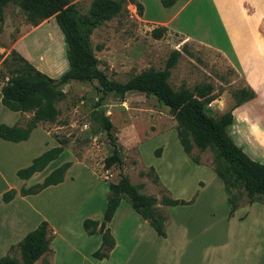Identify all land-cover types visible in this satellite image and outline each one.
I'll list each match as a JSON object with an SVG mask.
<instances>
[{
  "label": "rangeland",
  "instance_id": "rangeland-1",
  "mask_svg": "<svg viewBox=\"0 0 264 264\" xmlns=\"http://www.w3.org/2000/svg\"><path fill=\"white\" fill-rule=\"evenodd\" d=\"M136 1L142 4L144 13H137L134 3L125 0L121 13L90 28L86 34L98 68L107 78L124 82L141 70L161 69L170 51L177 49L180 55L170 70L169 84L176 89L208 82L213 86V99L208 104L210 114L217 116L228 110L233 104L231 91L243 85L217 51L169 29L159 38L150 35L154 26L162 25L158 21L166 20L176 9L179 11L172 25H181L196 36H200L201 22L216 29L207 16L210 15L207 6L203 9L206 15L202 17L195 10L196 0H191L182 11L180 6L185 0H176L170 9L162 7L159 0ZM72 2L79 26L84 30L81 22L87 16L90 0ZM12 48L51 77H58L66 68L65 43L54 18L51 16L32 25L16 5L8 3L0 19V60ZM62 89L64 97L55 104L56 119L40 125L55 141L65 138L64 154L88 168L75 163L71 169L72 181H67L55 194L49 190V194L43 196L44 202H54L55 220L66 221L69 228L63 232V239L57 237L55 259L51 248L55 233L51 229V251L33 264H44V261L49 264H264V204L254 202L260 205L261 211L254 207L256 212L250 213L246 225L232 221L222 183L211 168L212 152L193 148L191 152L200 162L197 164L182 151L175 121L167 106L154 96L137 91H127L123 97L110 93L101 95L94 79L73 80L62 85ZM97 107L104 110L111 122L109 134L91 119V111ZM111 143L120 156V169L116 165L108 169L102 167L103 158L111 151ZM149 167L157 175L158 184L145 174ZM120 171L133 184H139L141 192L157 199V208L164 210L168 217L165 226L168 236L165 240L147 224L129 222L130 218H126L121 209L109 225L115 231L118 246L110 256L103 258L106 260L96 259L90 254L98 247L99 237L83 233L77 221L84 212L98 210L101 190L108 181H116ZM11 183L19 185L13 176ZM91 194L97 201L82 209L80 204ZM165 194L191 201L164 206L159 199ZM105 199L106 194L103 208ZM122 204L128 207L127 203ZM248 204L242 201L239 205ZM100 215L101 212L99 219ZM15 255H18L16 251Z\"/></svg>",
  "mask_w": 264,
  "mask_h": 264
},
{
  "label": "trees",
  "instance_id": "trees-1",
  "mask_svg": "<svg viewBox=\"0 0 264 264\" xmlns=\"http://www.w3.org/2000/svg\"><path fill=\"white\" fill-rule=\"evenodd\" d=\"M72 1L0 0V19L8 3L16 5L32 25L52 16L65 43L67 64L66 69L58 77H51L37 69L15 49L9 50L8 54L0 60V102L10 110L27 111L31 112V115L22 125L0 124V138L14 142L26 139L32 128L56 119L58 110L55 104L64 97L62 85L73 80L88 82L94 79L101 95L110 93L123 97L127 91H137L154 96L158 102L168 107L175 121V133L182 151L197 164L200 162L198 157L192 154L193 148L199 151L209 149L212 152L211 168L221 180L229 216L242 201L247 203L258 201L264 204V161L250 159L240 147L233 143L225 130L231 122V109L251 99L254 92L249 87L232 90V106L221 114L212 116L208 106L213 99L212 84L199 82L193 84L191 88L180 86L176 89L169 84L170 70L180 55L177 49L170 51L161 69L141 70L124 82L107 78L97 66V58L88 45L86 34L90 28L121 13L124 10L125 0H90L87 16L81 22L85 25L84 30H81L79 26L78 15ZM128 1L134 3L137 13L142 12L141 3L136 0ZM175 1L159 0L164 8L172 6ZM167 30L164 25L154 26L150 30V35L153 38H159ZM90 116L102 130L109 134L111 122L103 109L94 108ZM56 141V146L44 150L32 158L27 166L17 169L16 175L26 179L55 159L63 150L66 139L57 138ZM111 145L110 153L102 160V167L108 169L116 165L120 169V156L114 144L111 143ZM70 164L69 161L60 163L40 182L27 187L21 186L18 193L20 195L36 194L49 185L61 182ZM145 174L151 177L153 183H159L152 167H149ZM15 193L13 188L5 190L0 200L8 202ZM121 199H124L133 211L147 222L157 236H165L168 217L164 210L160 211L157 208V199L153 195L141 192L140 185L133 184L129 177L120 171L116 181L107 183L105 207L101 218L84 217L81 221L82 229L87 235L99 234L100 237L98 247L90 254L93 258H107L114 247L115 241L108 223ZM190 201L171 198L166 194L159 199L164 206L186 204ZM51 238L52 231L47 221H39L20 240L8 246L6 253L0 256V264H33L39 257L51 251L49 245ZM43 263L49 264L47 261Z\"/></svg>",
  "mask_w": 264,
  "mask_h": 264
},
{
  "label": "crops",
  "instance_id": "crops-1",
  "mask_svg": "<svg viewBox=\"0 0 264 264\" xmlns=\"http://www.w3.org/2000/svg\"><path fill=\"white\" fill-rule=\"evenodd\" d=\"M196 1L197 4L195 5V10L199 11L203 17L206 15L203 14V9L206 5L210 13V15L207 16L211 18V22L213 25H215L216 29H212L209 24L201 22L200 36H196L184 29L181 25H172L175 15L178 13L179 9H176L175 12L166 20L158 21V23H161L167 27V29L170 31L182 34L186 37H193L203 45H207L213 50L217 51L224 58L226 64L231 67L235 73H237V76L242 82V87H249L254 92V96L251 99H248L231 109V122L225 127V130L233 143L240 147L250 159L263 162L264 0ZM190 2L191 0H185L180 6V10L182 11ZM175 4L176 1L168 8L170 9L174 7ZM30 115L31 112L10 110L3 106L0 102V124H5L8 126L22 125L27 121ZM56 145L57 142L47 131L42 128L40 124L32 128L28 137L24 140L14 142L0 138V196L5 190L10 188H13L16 191L13 198L8 202H3L0 200V254L5 252L10 244L20 240L22 236L27 231L33 229L39 221L45 220L47 221L49 227H51L53 233H55V239H53L51 242V248L54 252L53 259H55L57 256V237L59 239H63L62 234L68 230L69 227L66 221L61 220L58 223L55 220L56 212L55 210H52L54 208V202H44L43 196L45 194L48 195L49 190L52 191V194H55V191L65 185L67 181H72L74 177L71 173V169L75 163L83 165L86 167V169L88 167L77 159H72L73 157L70 155L64 154V151L62 150L59 155L55 159L49 161L43 169L34 172L26 179L19 178L15 173L17 169L27 166L31 162L32 158L36 157L44 150ZM64 161H69L71 164L65 170L63 174V180L61 182L55 185H49L36 194L20 195L18 193L21 186L27 187L33 183L40 182L50 170ZM12 176L17 182H19V185L15 186L13 183H11ZM97 178L100 177L97 176ZM96 182L99 183L98 181ZM92 187L94 188L95 186ZM106 190L107 183L101 190L99 197L101 203L98 210L94 213L84 212L78 218L77 222L81 223L83 217L85 216L99 219V213L101 212L102 214L104 209L103 201L106 194L104 192ZM94 197L95 195L91 194L83 204H80V207L83 209V207L86 208L92 206L95 201H97V199ZM123 202L127 203L123 199L119 201V204L116 207L108 223V226L111 225V222H113L118 217V213L121 211V209L125 217L130 218L129 222L134 221V224H147L145 220L141 219V217H139L133 211L128 203V207L123 206ZM44 203L46 204L43 206L42 204ZM254 207H258L261 211L260 205L255 204L254 202L249 203L246 206L239 205L233 211L230 218H232V221H237L239 225H246V221L250 217V213H253L252 211L256 212ZM243 213H246L245 217L239 218V216L243 215ZM123 220L125 221L126 219L123 218ZM109 229L114 238V229L110 226ZM83 233L85 232L83 231ZM97 235L99 237V234ZM167 236L168 233L165 229V236L162 238H165L166 240ZM114 241V247L109 252V256L116 250L118 246L116 237L114 238ZM99 243L100 237L96 241L97 246Z\"/></svg>",
  "mask_w": 264,
  "mask_h": 264
}]
</instances>
